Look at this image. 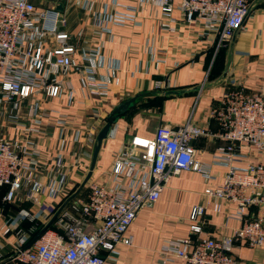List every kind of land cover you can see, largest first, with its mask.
I'll return each mask as SVG.
<instances>
[{
    "label": "built area",
    "instance_id": "built-area-1",
    "mask_svg": "<svg viewBox=\"0 0 264 264\" xmlns=\"http://www.w3.org/2000/svg\"><path fill=\"white\" fill-rule=\"evenodd\" d=\"M35 1L42 5H35L33 0H0V127L14 130L9 139L0 136V189L4 188L0 221L5 208L18 195L31 203L41 196H62L60 207L76 191L65 194L60 156L51 163L52 175L44 181L37 176L41 100L30 102L25 111L21 108L23 102L36 95L55 99L65 92L70 104L72 91L65 79L75 67L72 57L76 53L83 62L82 80L88 95L102 99L107 91V78L96 74L102 65L98 50L78 49L69 42L64 30L66 20L55 10L59 0ZM77 1L89 16L92 35L97 39L109 41L112 26L135 22V8L120 6L117 0L99 7L94 0ZM172 1L138 0L158 9L161 32H172L174 9L187 24L201 23L206 34H213L215 52L230 41L256 0H178L176 6ZM105 66L114 70L112 63ZM155 88L160 86L155 84ZM208 115L220 129L218 138L223 144L216 148L217 163L225 167V172L220 184L205 187L202 203L191 208L189 236L165 241L161 255L183 264H238L231 255L235 243L242 241L250 248L264 246V165L239 166L245 159L242 149L262 153L264 97L261 92L231 89L216 107L209 109ZM68 118L56 115L59 151L65 145ZM206 135L204 129L187 120L175 128L160 125L151 138L131 136L114 156L106 179H88L84 185L86 196L77 193L57 212L58 207L51 226L39 236L30 240L35 231L33 215L27 216L31 225L25 231L12 230L1 222L0 237L14 238L12 256L0 264H115L118 247L131 246L128 230L136 215L157 201L170 178L192 171L205 181L211 179L207 167L194 158L191 146L192 141ZM80 136L81 132L74 129L73 140ZM87 139L92 141V136L87 135ZM221 205L233 206L232 218L239 226L228 237L200 236L207 208L217 213Z\"/></svg>",
    "mask_w": 264,
    "mask_h": 264
},
{
    "label": "crops",
    "instance_id": "crops-1",
    "mask_svg": "<svg viewBox=\"0 0 264 264\" xmlns=\"http://www.w3.org/2000/svg\"><path fill=\"white\" fill-rule=\"evenodd\" d=\"M94 1L99 7L110 0ZM117 1L120 6L134 7L136 18L133 24L112 26L109 41L92 35L89 16L81 10L77 0L57 3L62 7L60 14L66 20L64 30L69 34V42L78 49L98 50L102 65L96 69V74L107 78V91L102 99L88 95L82 80L83 62L76 53L72 57L75 67L65 79L72 91L70 104H67L65 92L55 99L36 95L23 102L21 108L25 111L30 102L41 100L42 133L36 140L37 176L44 181L52 175L51 163L60 156L66 177L65 194L73 193L89 170L95 137L107 115L129 99L131 104L116 117L110 127L111 134L99 146L89 181L106 179L114 156L131 136L151 138L156 127L175 128L187 120L204 129L207 135L192 141L191 146L194 158L207 167L211 179L205 181L192 171H182L170 178L157 201L136 215L128 230L131 246L118 247L115 262L183 264L179 259H166L161 255L164 242L189 236L191 208L202 203L205 187L220 184L225 172V167L217 163L216 148L223 144L218 138L220 129L209 117V109L218 105L226 91L235 88H242L246 93L261 92L264 97V0L253 3L241 27L215 52L213 34H206L201 23L187 24L177 10L171 13L172 32L164 33L158 28L162 19L156 7L138 0ZM172 2L176 6L178 0ZM107 63H112L114 70H107ZM155 84L160 88L156 89ZM57 114L69 117L62 151L57 149ZM74 129L81 132L79 140L72 138ZM87 135L92 136V141ZM0 136L9 139L14 136V130L2 126ZM241 153L245 159L239 166L246 163L264 165V147L260 155L251 148L242 149ZM61 199L62 196L57 199L41 196L31 203L18 195L17 200L5 208L0 223L5 222L12 230L25 231L31 225L27 216L33 215L35 231L32 237L51 226L48 223ZM233 212L231 205H221L217 213L207 208L200 236H230L239 226L232 218ZM13 238L12 235L0 237V261L12 256ZM231 255L238 264H264V246L250 248L238 241Z\"/></svg>",
    "mask_w": 264,
    "mask_h": 264
},
{
    "label": "water",
    "instance_id": "water-1",
    "mask_svg": "<svg viewBox=\"0 0 264 264\" xmlns=\"http://www.w3.org/2000/svg\"><path fill=\"white\" fill-rule=\"evenodd\" d=\"M55 10L60 13L62 11L61 5H57ZM131 101L132 100L129 99V100H126V101L120 103L107 115L104 125L101 127V129L96 134L95 141H94V147H93V151H92V156H91V161H90V165H89V170H88L87 174L85 175L83 181L81 182L79 187L76 189V191L59 207L57 212L65 205V203L67 201H70L79 192V190L85 185V183L88 181V179L91 175L93 163H94V160H95V157H96V154H97V151L99 149L101 142L106 138L108 131H109L111 125L114 123L116 117L120 113H122L131 104ZM55 216H56V213L52 216L48 225L52 223V220L54 219ZM44 230H45V227L37 233L36 237L39 236Z\"/></svg>",
    "mask_w": 264,
    "mask_h": 264
},
{
    "label": "rangeland",
    "instance_id": "rangeland-1",
    "mask_svg": "<svg viewBox=\"0 0 264 264\" xmlns=\"http://www.w3.org/2000/svg\"><path fill=\"white\" fill-rule=\"evenodd\" d=\"M34 3H35V5H37V6H41V5H42V4L38 3L37 1L34 2ZM85 186H86V185H85ZM85 186H83V188L81 189V192H80L78 195H80V196H82V197H85V196H86V194H87V189H86Z\"/></svg>",
    "mask_w": 264,
    "mask_h": 264
},
{
    "label": "trees",
    "instance_id": "trees-1",
    "mask_svg": "<svg viewBox=\"0 0 264 264\" xmlns=\"http://www.w3.org/2000/svg\"><path fill=\"white\" fill-rule=\"evenodd\" d=\"M120 115V114H119ZM0 191H1V193H3V191H4V188H1L0 189ZM81 192V190L78 192V194ZM77 194V195H78ZM80 196V195H79ZM49 227V226H48ZM38 232H36L33 236H35L36 234H37ZM33 236L30 238V240L33 238Z\"/></svg>",
    "mask_w": 264,
    "mask_h": 264
}]
</instances>
